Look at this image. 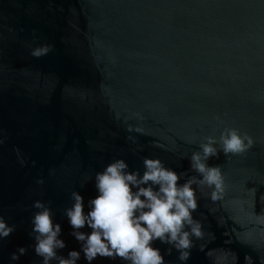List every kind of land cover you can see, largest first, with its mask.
<instances>
[{"label": "water", "instance_id": "95a60500", "mask_svg": "<svg viewBox=\"0 0 264 264\" xmlns=\"http://www.w3.org/2000/svg\"><path fill=\"white\" fill-rule=\"evenodd\" d=\"M42 44L53 50L32 57ZM224 127L254 144L208 161L223 191L197 190L204 235L185 264H264V0H0V216L17 225L0 264H39L34 201L52 202L67 258L81 245L64 209L75 190L89 211L98 193L94 181L80 186L88 176L118 158L141 174L143 157L187 171ZM18 247L27 255L10 261ZM77 264H88L83 253Z\"/></svg>", "mask_w": 264, "mask_h": 264}, {"label": "clouds", "instance_id": "9594fccd", "mask_svg": "<svg viewBox=\"0 0 264 264\" xmlns=\"http://www.w3.org/2000/svg\"><path fill=\"white\" fill-rule=\"evenodd\" d=\"M52 50V45L42 44L31 48L29 54L40 58ZM253 144L247 132L224 127L219 138L214 135L203 138L200 150L193 151L189 158L190 168L179 173L167 167L160 158L143 157L142 174L139 169L130 170L124 159H114L80 185L84 187L88 181H94L98 195L88 200L89 211L85 212L84 198L75 190L70 193L72 205L64 209L72 229L70 234L80 243V251H69L67 258L60 254L66 247V242L60 238L62 228L54 222L52 202L42 200L31 205L37 211L30 220L29 235L34 244L29 247L40 258L39 264H77L81 253L88 264L98 258L119 259L125 264H168L165 253L154 246L159 241L169 246L167 255L175 249L179 253L177 259L185 264L194 247V239L204 235L201 221L193 216L198 208L197 190L211 189L212 200L219 199L223 191L221 166H210L208 161L213 157L218 159L221 152L226 157L241 155ZM189 171L196 175L189 176ZM36 182L44 184L43 179ZM85 227L91 232L81 231ZM16 228L17 225H9L0 216V242ZM27 253L28 248L18 247L9 259L18 261Z\"/></svg>", "mask_w": 264, "mask_h": 264}]
</instances>
